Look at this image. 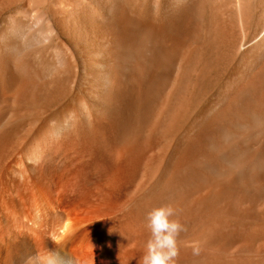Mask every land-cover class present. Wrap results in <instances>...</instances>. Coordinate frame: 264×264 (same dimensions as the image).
<instances>
[{"label": "bare ground", "instance_id": "6f19581e", "mask_svg": "<svg viewBox=\"0 0 264 264\" xmlns=\"http://www.w3.org/2000/svg\"><path fill=\"white\" fill-rule=\"evenodd\" d=\"M169 206L174 264H264V0H0V264H142Z\"/></svg>", "mask_w": 264, "mask_h": 264}, {"label": "clouds", "instance_id": "9594fccd", "mask_svg": "<svg viewBox=\"0 0 264 264\" xmlns=\"http://www.w3.org/2000/svg\"><path fill=\"white\" fill-rule=\"evenodd\" d=\"M173 215L174 210L170 206L154 209L148 214L147 227L152 239L147 243L142 264H174V258L178 255L176 237L183 228L178 221L169 219ZM194 251L199 253L198 248ZM48 264H52V261L49 260Z\"/></svg>", "mask_w": 264, "mask_h": 264}]
</instances>
